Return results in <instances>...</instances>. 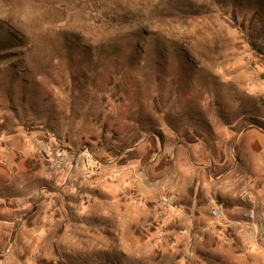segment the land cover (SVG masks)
Listing matches in <instances>:
<instances>
[{
	"label": "rangeland",
	"instance_id": "obj_1",
	"mask_svg": "<svg viewBox=\"0 0 264 264\" xmlns=\"http://www.w3.org/2000/svg\"><path fill=\"white\" fill-rule=\"evenodd\" d=\"M261 115L264 0H0V139L39 132L46 163L41 144L80 150L92 175L107 156L90 137H119V126L143 140L131 130L116 148L171 164L178 146L233 133L236 162L243 129L264 131ZM166 192L132 228L103 221L85 236L63 208L0 197V264H264V240L184 227Z\"/></svg>",
	"mask_w": 264,
	"mask_h": 264
},
{
	"label": "crops",
	"instance_id": "obj_2",
	"mask_svg": "<svg viewBox=\"0 0 264 264\" xmlns=\"http://www.w3.org/2000/svg\"><path fill=\"white\" fill-rule=\"evenodd\" d=\"M119 128V131L115 128L113 131L119 137L108 138L111 132L107 130L103 137L100 133L90 137L97 141V147H93L95 156L103 158L106 155V163L87 180L84 176L81 182L71 183L69 188H62L59 177L49 176L47 163L36 153L39 132L26 134L20 131L1 137L0 197L9 201L24 199L23 206L25 199H32V206L36 204L38 208H63L69 227L79 226L85 236V228L93 230L94 224L101 225L103 221L113 223L110 228L114 230L132 228L138 222V213L145 212L144 206H155L157 210L158 205H152V202L158 199V193L167 191V195L178 198L180 222L184 227H212L218 235L249 233V238L263 240L254 235L246 217L252 206L264 212L263 130L252 125L243 129L238 144L240 157L236 162L235 142L230 141L233 133L227 132L226 141H204L195 144L192 152H188L185 145L178 146L181 148L177 150L179 157L171 164L170 160L158 162L152 153L147 157L149 160H143L139 157L142 147L138 144L125 150L121 146L116 148V144H122L123 136L129 139L133 132L135 142L143 140L136 128L129 127L128 135L129 130ZM100 138L110 140L114 147L107 150L103 144L105 139ZM152 140L147 137L146 144ZM8 207L11 206L5 205L2 212L17 213L9 211ZM213 208L220 211L219 217L212 215ZM124 240L119 237L117 244L126 245Z\"/></svg>",
	"mask_w": 264,
	"mask_h": 264
},
{
	"label": "built area",
	"instance_id": "obj_3",
	"mask_svg": "<svg viewBox=\"0 0 264 264\" xmlns=\"http://www.w3.org/2000/svg\"><path fill=\"white\" fill-rule=\"evenodd\" d=\"M40 152L48 161V174L51 178H64L65 188H69L71 183L81 182L83 177L91 174V165L88 156L83 151L73 149H57L51 144H41ZM213 203V198H210ZM161 205L165 208H176V199L172 196H163ZM211 213L215 217L220 216V211L213 208ZM250 227L254 229L255 236L264 240V212L256 206L250 207L246 213Z\"/></svg>",
	"mask_w": 264,
	"mask_h": 264
},
{
	"label": "bare ground",
	"instance_id": "obj_4",
	"mask_svg": "<svg viewBox=\"0 0 264 264\" xmlns=\"http://www.w3.org/2000/svg\"><path fill=\"white\" fill-rule=\"evenodd\" d=\"M247 79V78H246ZM152 101V100H151ZM48 244V243H47ZM58 249V248H57Z\"/></svg>",
	"mask_w": 264,
	"mask_h": 264
},
{
	"label": "trees",
	"instance_id": "obj_5",
	"mask_svg": "<svg viewBox=\"0 0 264 264\" xmlns=\"http://www.w3.org/2000/svg\"><path fill=\"white\" fill-rule=\"evenodd\" d=\"M255 47H256V45H255Z\"/></svg>",
	"mask_w": 264,
	"mask_h": 264
}]
</instances>
